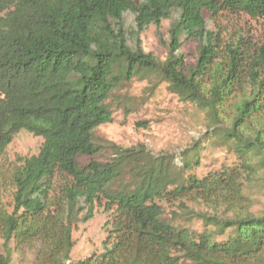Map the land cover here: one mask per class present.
I'll list each match as a JSON object with an SVG mask.
<instances>
[{"label": "trees", "instance_id": "obj_1", "mask_svg": "<svg viewBox=\"0 0 264 264\" xmlns=\"http://www.w3.org/2000/svg\"><path fill=\"white\" fill-rule=\"evenodd\" d=\"M223 10L264 18V0H0V158L21 129L42 138L11 173L8 208L0 183V264L29 251L35 264H264V215L242 203L243 182L264 170V47L223 42L204 15ZM164 19L159 61L142 50L140 34ZM190 39L196 58L186 67L181 47ZM154 74L207 112L208 136L229 142L235 164L191 173L199 141L178 163L140 146L79 162L102 150L94 130L112 121L105 101L115 88ZM161 201L176 208L173 217L230 233L216 241L211 231L177 227ZM95 206L108 212V246L68 262L72 226Z\"/></svg>", "mask_w": 264, "mask_h": 264}, {"label": "rangeland", "instance_id": "obj_2", "mask_svg": "<svg viewBox=\"0 0 264 264\" xmlns=\"http://www.w3.org/2000/svg\"><path fill=\"white\" fill-rule=\"evenodd\" d=\"M204 15L215 31H221L223 42H236L242 39L247 47L251 46L256 52L259 47H264V18H251L244 13L226 10L213 16L212 20H209L208 13L204 12ZM128 19L130 21V17ZM168 27L169 20L164 19L159 29L150 25L140 34L142 50L159 61L166 56L162 40L167 38ZM181 51L185 66H192L196 58V41L187 40L183 43ZM105 104L111 111L112 121L101 124L94 130L95 139L101 143L102 150L93 157H80V163H86L90 158L106 161L116 148L138 146L154 156L171 155L178 163L179 152L195 141H199L201 146L199 165L190 172L196 176H203L208 171L219 170L238 161L229 142L208 136L212 124L207 112L194 103L179 99L168 90V84L156 74L145 78L135 76L123 82L115 88ZM41 144V137L21 129L13 136L1 155L0 183L4 188L1 199L5 207H10L12 171L23 158L37 154ZM242 194L243 207L247 211L258 216L264 215V170L257 169L251 178L243 182ZM187 203L188 207L198 211L206 209L201 203ZM160 205L163 217L177 227L186 228L194 233L211 231L216 241L224 240L230 233L229 230L223 233L214 232V226H205L197 218L182 215L173 217L171 211L176 210L174 206L162 201ZM217 212L228 216L232 210L221 207ZM107 216L108 212L103 211L100 206H95L93 216L88 220H83V215H79L71 230L73 246L68 262L104 251L108 246L104 226ZM1 245L0 238V250ZM10 264H35L34 255L30 251L22 255L12 254Z\"/></svg>", "mask_w": 264, "mask_h": 264}]
</instances>
